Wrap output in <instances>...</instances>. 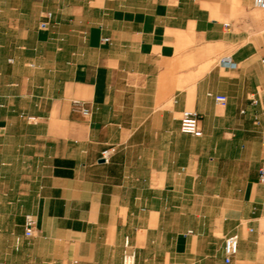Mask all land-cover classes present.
Returning a JSON list of instances; mask_svg holds the SVG:
<instances>
[{
  "label": "crops",
  "instance_id": "1",
  "mask_svg": "<svg viewBox=\"0 0 264 264\" xmlns=\"http://www.w3.org/2000/svg\"><path fill=\"white\" fill-rule=\"evenodd\" d=\"M263 135L253 0H0V264H264Z\"/></svg>",
  "mask_w": 264,
  "mask_h": 264
},
{
  "label": "built area",
  "instance_id": "2",
  "mask_svg": "<svg viewBox=\"0 0 264 264\" xmlns=\"http://www.w3.org/2000/svg\"><path fill=\"white\" fill-rule=\"evenodd\" d=\"M254 6L257 8H264V0H253ZM52 19V13L48 12L43 16V19L40 23V26L42 28H46L50 25ZM104 43L108 42V38L102 39ZM225 64H230V61L227 59H224L222 61ZM215 101L225 106L227 103V97L225 95H217L214 96ZM252 105L257 106L259 104V99L256 98L254 95L250 99ZM75 107L80 109L81 112L84 115H89L90 111L87 108H82L81 104L79 102L74 103ZM244 113V111H241ZM201 115L197 112L185 110L181 115V121H180V130L181 132L185 134H190L195 137H201L202 136V129L200 127L201 123ZM31 121H34V118H30ZM256 123H259L258 120H256ZM263 143H264V135H263ZM116 152V147L111 146L106 149H104L101 152V160L105 163H109L113 154ZM259 181L260 183L264 184V166L260 169L259 174ZM36 219L32 215H27L25 217L24 222V233L27 237H32L34 234V230L36 227ZM238 251V235L232 234L225 238L224 240V246H223V252H224V258L225 262L229 264L233 257L237 254ZM122 264H137V255L136 252L131 244L130 238L125 237L124 244H123V252H122V258H121Z\"/></svg>",
  "mask_w": 264,
  "mask_h": 264
}]
</instances>
